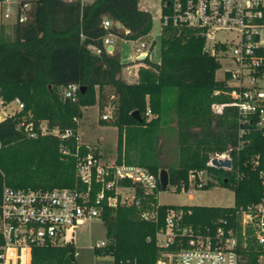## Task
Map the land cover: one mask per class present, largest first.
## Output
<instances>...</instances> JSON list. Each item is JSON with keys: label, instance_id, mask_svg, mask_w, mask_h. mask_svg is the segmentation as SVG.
I'll use <instances>...</instances> for the list:
<instances>
[{"label": "trees", "instance_id": "obj_1", "mask_svg": "<svg viewBox=\"0 0 264 264\" xmlns=\"http://www.w3.org/2000/svg\"><path fill=\"white\" fill-rule=\"evenodd\" d=\"M164 1L167 0H161ZM138 2L32 0L27 21L13 23L11 35L0 31V95L5 101L19 97L24 103L21 111L0 120V198L4 185L43 190L85 188L77 174V163L90 149L78 140L79 119L85 107L96 103L103 106L112 96L113 113L108 119L101 117L99 122L117 126L118 149L126 135L128 142L137 147V155L127 156L126 162L146 167L157 176L164 169L168 184L178 189L184 186L186 191L191 172L206 169L211 179L200 189H208L215 182L234 192L231 207L165 205L158 202L162 189L158 183L155 194L143 196L138 189L139 207L111 208L103 203L99 218L105 227L106 246L94 248L96 252L154 264L158 250L154 241L147 238H152L164 223L169 209L182 212L183 224L203 231L213 230L221 219L234 225L235 210L259 200L264 130L250 129L240 137L236 106L224 105L220 112L213 109L214 103L232 99L226 92L230 89L228 74L224 79L216 78L221 64L215 55L204 50V36L192 27L172 23L162 26L159 62L146 55L136 81L121 77L125 62L115 49L111 53L104 49L102 37L107 31L126 39L148 34L153 28V16ZM106 17L113 21L108 29L101 24ZM116 22L122 27H117ZM92 44L101 47V51L93 52L89 47ZM153 45L154 41L150 48ZM71 82L79 85L75 100L62 94ZM134 109L139 110L140 121L132 116ZM170 110L176 117L178 157L165 162L153 149L157 130L168 119ZM21 115L34 123L36 136H28L17 126ZM43 120L49 128L56 127L60 132L69 128L71 134H42L38 124ZM91 151L99 155L96 148ZM224 151L231 156L230 170L206 165L211 153ZM256 155L258 164L254 165ZM117 161H121L120 155ZM121 183L131 184L128 180ZM97 191L98 185H94L92 194ZM144 209L155 210L157 219H142ZM75 250L73 245L36 246L31 264H75Z\"/></svg>", "mask_w": 264, "mask_h": 264}, {"label": "built area", "instance_id": "obj_2", "mask_svg": "<svg viewBox=\"0 0 264 264\" xmlns=\"http://www.w3.org/2000/svg\"><path fill=\"white\" fill-rule=\"evenodd\" d=\"M85 1V0H83ZM160 1L159 23L161 27L172 23L194 28L204 36V50L215 55L220 64L223 58L222 78L230 87L226 92L229 102L214 103L213 109L220 112L224 105L237 108L238 134L240 137L250 129L264 130V0H167ZM162 7L166 9L163 11ZM32 0H0V22L23 23L30 18ZM104 28L113 25L109 18L101 22ZM117 27H122L121 24ZM125 32L129 30L124 28ZM123 38L113 31L103 37V47L114 51V40ZM126 39V38H124ZM134 41L135 59L149 55L154 41L144 36ZM109 46H111L109 48ZM99 53L101 47L90 45ZM79 85L71 82L62 89V94L73 100L77 97ZM218 92V91H216ZM24 107L19 97L5 101L0 95V120L14 115ZM113 109L106 107L101 117H111ZM150 114V109L147 110ZM17 126L28 136H36L32 121L21 115ZM40 133H51L59 137L71 134V129L60 132L49 128L45 120L39 122ZM264 132V131H263ZM241 139L239 146H241ZM89 151L77 163V174L85 188L23 189L4 185L0 198V264H31L32 250L36 246L75 247V231L79 225L98 218L103 207L116 208L119 205L141 204L138 189L143 196L155 194L160 176L146 167L129 164L117 159L102 161L95 156L91 145ZM254 158V165L258 163ZM230 158L228 151L213 152L206 162L216 167L212 159ZM230 170V167H216ZM262 192L259 200L235 210L234 225L227 219L218 221L211 230L201 231L181 222L182 212L167 211L164 223L158 227L152 238L158 250L154 264H264V170L259 171ZM211 179L206 169L194 170L190 174V187L201 188ZM131 182L129 185L121 183ZM197 180V183H196ZM94 185L98 191L92 194ZM170 192H185L184 186L167 184ZM107 192H111L107 194ZM141 218L155 221V210L144 209ZM106 246V240L94 248ZM77 252L75 250L74 256ZM113 257V256H112ZM113 264H140L135 258L113 257Z\"/></svg>", "mask_w": 264, "mask_h": 264}, {"label": "rangeland", "instance_id": "obj_3", "mask_svg": "<svg viewBox=\"0 0 264 264\" xmlns=\"http://www.w3.org/2000/svg\"><path fill=\"white\" fill-rule=\"evenodd\" d=\"M90 1V0H85ZM143 6L150 9L155 16L153 25V36L156 38L154 43L156 46L152 51V57L158 59L160 57V1L159 0H143ZM7 35L12 34V24L8 22H0V31ZM1 35V33H0ZM115 44L118 47L119 57L122 60H129L131 57V49L134 42L122 41L116 39ZM221 59V65L216 71V76L222 78V69L224 60ZM115 98L109 96L106 103L100 106L90 105L84 108L83 116L79 119L78 140L88 143L96 148L102 161L117 159L118 155L121 160H125L127 156L137 155V147H133L127 135L123 138L120 149L117 147L118 129L112 124H102L99 122L102 113L106 111V107L114 110ZM152 116V112L148 117ZM167 120L160 124L157 130L156 145L153 151L158 154L159 158L165 162L176 161L178 157L176 117L173 110L168 111ZM125 134H123L124 136ZM137 137V133L135 134ZM158 202L165 205H207L231 207L234 205V192L228 187H221L214 182V185L208 189L193 188L185 192H170L161 189L158 193ZM105 227L101 219L93 218L79 225L75 231V264H113V257L110 254H102L96 252L94 246L101 241H105Z\"/></svg>", "mask_w": 264, "mask_h": 264}, {"label": "crops", "instance_id": "obj_4", "mask_svg": "<svg viewBox=\"0 0 264 264\" xmlns=\"http://www.w3.org/2000/svg\"><path fill=\"white\" fill-rule=\"evenodd\" d=\"M142 2H143V0H139V2H138L139 7L142 8V9H147V10H149V11L152 13V11H151L150 9L146 8L145 6H143ZM152 16H153V25H154V19H155V16H154L153 13H152ZM145 37L152 38L153 40L156 39V38L153 36V28L151 29V31H150L148 34L145 35ZM117 39H118V41H119V40H122V41H130V42H134V41L131 40V39H124V38H117ZM115 40H116V39H115ZM115 40H114V44H113V46H114V49H115L116 51H118V50H117L118 47H117V45L115 44ZM134 45H135V43H134ZM134 45H133V46H134ZM155 46H156V44L154 43L153 47L150 48V52H149L148 57H149L151 60H153V61L159 62L160 57H159L158 59H155V58L152 57V51L154 50V47H155ZM159 47H160V46H159ZM131 50H132V51H131V57H130L129 60H122V59H121V61L125 62V64H124V66L122 67L121 72H120L121 77L124 78L125 80L129 81V82H133V81H136V80H137V78H138V68H139L140 66H142V65H145L144 62H143V59H140V60H139V59H135V56H134V54H135L134 47H133ZM216 78H218V77L216 76ZM94 105H96V104H94ZM85 108H86V107H85ZM79 141H80V142H83V141H81L80 139H79ZM83 143H86V142H83ZM86 144H88V143H86ZM160 204H161V203H160Z\"/></svg>", "mask_w": 264, "mask_h": 264}, {"label": "water", "instance_id": "obj_5", "mask_svg": "<svg viewBox=\"0 0 264 264\" xmlns=\"http://www.w3.org/2000/svg\"><path fill=\"white\" fill-rule=\"evenodd\" d=\"M121 23L118 22V25H120ZM111 46H109L110 48ZM131 114L133 117H135L137 120H141V115L138 109H134L133 111H131ZM213 164L216 167H230L231 166V159L226 157V158H217V157H213L212 159ZM159 176H160V183H161V188L162 189H166L167 184H168V175H167V171L162 169L159 172Z\"/></svg>", "mask_w": 264, "mask_h": 264}]
</instances>
